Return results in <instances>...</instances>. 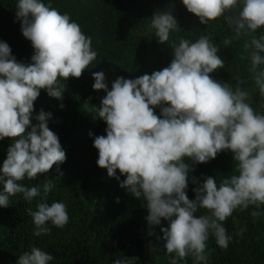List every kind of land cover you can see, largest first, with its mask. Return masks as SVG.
I'll return each mask as SVG.
<instances>
[{
	"label": "clouds",
	"instance_id": "1",
	"mask_svg": "<svg viewBox=\"0 0 264 264\" xmlns=\"http://www.w3.org/2000/svg\"><path fill=\"white\" fill-rule=\"evenodd\" d=\"M182 4L201 24L224 17L235 33L223 40L224 46L232 39L249 37L243 49L248 53L255 88L264 97V68L260 67L264 65V37L254 35L264 27V0H182ZM238 5L239 11L225 15ZM16 9L21 33L31 42L34 54L31 64L18 63L9 45L0 41V140L17 138L0 167V207H7L9 197L16 194L28 201L40 196L39 185L29 187L20 182L35 179L65 161L58 136L47 125L51 113L41 110L35 117L38 123L26 133L34 101L41 89L60 99L63 85L59 80L79 78L97 56L91 38L68 14H61L41 0H18ZM150 27L159 43L168 42L170 32L178 29L170 12L155 13ZM171 47L173 59L167 67L135 79L118 77L111 90L102 71L92 74L93 90L106 93L94 110L107 125L106 135L95 136L93 147L98 151V167L117 180L119 170L126 177L120 187L146 200L149 227L160 225L161 219L168 222L167 227L160 228L162 236L158 239L164 241L166 253L172 256L171 264L189 256L194 264H202L208 259L210 236L222 249H227L233 239L223 222L234 210L254 206L256 210L250 215L255 219L262 214L264 114L246 102L250 93L240 87L244 81L237 77L233 88L209 75L225 66L209 35H201L194 42L178 38ZM157 106L161 109L159 116L154 112ZM224 150L233 153L234 174L219 184L211 176L202 184L193 177L192 183L197 186L193 188L195 199L190 200L186 189L193 169L185 158L207 163ZM52 187L51 180L44 183V198ZM198 209L204 213L196 216ZM26 212L32 218L35 236L50 232L48 222L63 228L69 220L63 202H41L35 211L29 208ZM243 231L240 229L236 235ZM53 259L32 247L19 256L17 264H49ZM112 264L131 261L116 259Z\"/></svg>",
	"mask_w": 264,
	"mask_h": 264
},
{
	"label": "trees",
	"instance_id": "2",
	"mask_svg": "<svg viewBox=\"0 0 264 264\" xmlns=\"http://www.w3.org/2000/svg\"><path fill=\"white\" fill-rule=\"evenodd\" d=\"M18 0H0V41L6 42L11 55L18 63L31 64L34 50L31 42L23 37L20 21L16 17ZM46 6L56 8L61 14H68L72 21L80 25L81 31L92 41L96 59L84 70L79 78L69 77L59 80L63 85L62 97L57 99L41 89L34 101L31 124L26 133L38 121L35 117L41 110L51 113L47 119L50 130L56 133L66 159L54 164L35 179L20 183L25 186L41 187V195L28 201L22 194L9 197L7 207H0V264H17L19 256L30 252L32 247L52 255L49 264H112L116 259H127L131 264H171L172 256L166 253L161 227L168 222L161 219L158 226L148 225L146 200L136 198L120 183L126 178L119 170L109 177L107 170L98 167V151L93 147L95 136L106 135V123L94 109H98L103 90H93L94 72L105 74V83L111 84L118 77L135 79L144 74L151 75L167 67L173 59V43L178 38L197 40L201 35H209L218 46L217 55L224 61V67L209 75L216 81L236 87V78L244 81L240 85L249 91L246 101L259 114H264V97L255 88L250 60L243 49L249 37L232 39L228 46L225 38L235 36L224 17L201 24L199 18L189 13L182 0H41ZM239 11V5L233 12ZM157 12H170L177 21V30L170 32L169 41L159 43L155 30L150 27L151 17ZM254 35L264 37V27ZM264 56V53H261ZM242 57H244L242 59ZM260 67L264 68V65ZM163 106H167L166 104ZM160 107L154 108L157 116ZM91 134V135H90ZM17 138L0 140V167L7 156V149ZM185 163L193 169L188 174V198L195 199L192 183L195 177L199 184L204 178L213 177L217 184L234 174L235 161L230 150H224L207 163H194L185 158ZM53 182L51 191L44 198L43 185ZM0 191L3 185L0 183ZM63 202L69 216L63 228L47 223L48 234L34 235L35 226L26 212L36 210L41 202ZM118 201V202H117ZM256 210L249 206L246 210L237 208L223 225L233 239L227 249H222L210 236L207 241L208 259L202 264H264V205L260 206L261 216L253 218ZM204 210L198 209L199 216ZM245 229L242 235H236ZM149 231L153 232L149 235ZM154 249V250H153ZM177 264H194L191 256L177 261Z\"/></svg>",
	"mask_w": 264,
	"mask_h": 264
}]
</instances>
